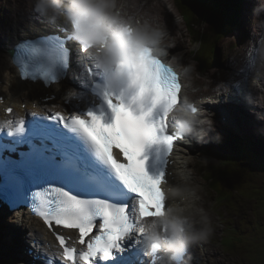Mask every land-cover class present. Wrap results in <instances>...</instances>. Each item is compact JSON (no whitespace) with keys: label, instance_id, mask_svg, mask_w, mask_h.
I'll return each instance as SVG.
<instances>
[{"label":"snow or ice","instance_id":"obj_1","mask_svg":"<svg viewBox=\"0 0 264 264\" xmlns=\"http://www.w3.org/2000/svg\"><path fill=\"white\" fill-rule=\"evenodd\" d=\"M100 75L103 82L95 86L104 107L98 113L31 114V120L0 123V177L26 189L17 207L37 214L58 242L48 253L51 245L32 241L46 253L36 257L46 264L109 260L133 233L140 243L142 219L167 207L162 185L169 182L167 165L179 140L171 115L181 103L177 72L144 49ZM157 253L153 245L146 255L157 260Z\"/></svg>","mask_w":264,"mask_h":264},{"label":"rangeland","instance_id":"obj_2","mask_svg":"<svg viewBox=\"0 0 264 264\" xmlns=\"http://www.w3.org/2000/svg\"><path fill=\"white\" fill-rule=\"evenodd\" d=\"M149 1L160 11L165 8L169 14L165 16L162 12L161 15L164 16L163 23H160L162 25L165 24L168 37L171 34L173 35L172 39L167 41L166 47L169 48L170 46V49L166 48L168 50L166 53L169 60L173 57L177 59L176 67L181 72L187 70L184 78L188 86L191 84L193 86L202 85L204 88L203 93H207L209 92V87L214 89L227 83V81L233 84L241 78V75L246 76L248 73L253 72L250 63L256 60L254 51L257 49V38L264 33V11H259L260 6L264 4V0H246L247 7L244 9H242L243 6H240L239 3L241 11L245 12L246 15L239 24L236 18L235 22L230 25V29L228 28L227 35L218 41L214 52V65L210 68H201V61L197 58L200 57L202 59L207 54V43L215 41L214 35L216 30L223 27L227 20L230 19L231 11H227L226 8V6L230 5L229 0H214L215 2L217 1L215 6L218 8V16L223 22L218 20V23L215 22L210 26L209 23L205 21L201 22L199 19L192 29H190L192 21L188 24V27L185 25V22L181 19L182 14L176 10L177 7L173 3L174 0ZM241 1L244 2L245 0ZM139 3L144 5V0H140ZM235 3L237 6L238 1L235 0ZM251 6H253V10L250 15ZM128 8L130 11L144 14L143 10L135 9L132 6ZM6 9L11 10L7 12ZM254 10L256 11L254 12ZM34 15L38 14L32 10L31 0H0V42L3 43V46L8 41V38H10V43H13L17 37L15 30L21 28L20 25L29 22L30 18ZM148 15L150 14L148 13ZM238 15L239 10L237 11ZM28 24L32 26L31 23ZM10 27H13V30L10 31ZM197 35L198 37L196 38ZM199 47H202V51L199 57H196ZM4 51L3 47L0 48V76H2L0 83L6 84V79H4L5 74L9 76L12 73L10 70H7ZM2 90H4V94L11 91L7 87H4ZM228 92L232 93V90ZM35 95H37L36 91L29 93L30 98ZM64 95L66 94L63 93L58 97L62 102L64 101ZM52 105L54 104H50L46 110L51 109ZM261 108L264 111V108ZM260 121L263 122L262 119ZM230 126H234V123ZM230 126L216 125V127L209 131L211 135L208 134L206 138L208 142H198L196 146L190 147L192 149L184 148L178 154L179 161L185 162L187 159H190L195 163L193 169L195 168L198 172L197 176L201 180L203 192L207 197V208L210 211L211 219L215 221L211 225L212 232L205 241L206 249L208 247V250L204 255L200 253L201 260L198 259L196 264H264V171H254L255 168L251 166L249 156L241 151V146H245L244 144L239 143L237 147L234 145V140L232 139H239V137L236 135L233 137V134H229L232 132ZM241 128L243 127L239 129ZM239 129L235 128V133H241ZM253 132V135H245L250 141L256 143L253 145L250 141L248 142L252 148H249V154L254 152L259 157L264 156V147H257L264 146V134L259 135L255 131ZM228 161L229 165L227 164ZM261 161V164L264 166V158ZM231 164L236 167V170ZM227 165L232 167L235 174L234 177L237 180L239 175H242V178L246 175L244 179L246 181H243L241 187L249 190L248 195L250 196L247 195V192L240 195L238 192H233L231 198L226 200L221 195L216 194L217 192L211 182L212 178L215 180L221 179L220 170L222 171ZM236 179L235 183L238 185ZM220 184L224 190V194H226L229 184L226 186L223 181ZM259 190H261L260 193ZM239 192L242 193L243 190ZM10 219H7L4 223L5 230L20 235L22 229L18 228L15 222H9ZM23 226L25 227L26 225L23 224ZM8 227L10 230H8ZM229 233L232 236L234 234H240L241 236L236 244L226 246L227 243L224 244V238ZM141 251L140 249L137 253ZM121 254H123V251L118 255L121 256ZM262 255L263 258H261ZM207 256L213 259L210 258V262H208ZM6 259L9 258L4 256V260L0 261V264H20L16 261H6ZM127 261L129 262V260Z\"/></svg>","mask_w":264,"mask_h":264},{"label":"clouds","instance_id":"obj_3","mask_svg":"<svg viewBox=\"0 0 264 264\" xmlns=\"http://www.w3.org/2000/svg\"><path fill=\"white\" fill-rule=\"evenodd\" d=\"M128 4L129 0H31L32 10L41 18L50 23L59 20L71 28L74 38L91 50L101 72L130 63L144 49L159 57L167 55L166 27L147 14L130 11ZM259 11H264V4ZM261 54L264 56V47ZM166 64L174 69L177 59L173 57ZM186 71L180 75L184 76ZM204 102H215V98ZM193 106L186 88L181 103L171 113L172 130L179 140L206 142L208 132L213 129V114L196 106L193 111ZM162 188L167 207L160 215L142 219L140 230L149 250L155 245L160 252L177 260L188 248L208 239L211 220L198 205V190L187 175H180L175 183H165Z\"/></svg>","mask_w":264,"mask_h":264},{"label":"bare ground","instance_id":"obj_4","mask_svg":"<svg viewBox=\"0 0 264 264\" xmlns=\"http://www.w3.org/2000/svg\"><path fill=\"white\" fill-rule=\"evenodd\" d=\"M237 1H238V5L235 7V11L230 16V19L232 21L230 22V24L228 26H227L228 22H226L224 24V27H226V28L230 29V25L235 22L236 18L238 19V24H239V22L243 21L242 19H244L245 15H246L245 12L241 11V9L239 7V3H240V6H243L242 9H244L247 7V1L246 0L244 2L241 0H237ZM139 2H140V0H129L128 7L132 6L135 9L143 10L144 14H147V15L149 13L150 15H148V16L156 23L160 24L163 21L164 16L161 15L162 12L165 14V16L169 15L165 8H163L160 11L158 8L153 6V4L149 0H144V5L142 3H139ZM173 3H175V1H173ZM10 10L11 9H9V10L6 9L7 12H9ZM238 10H239V15L237 16ZM252 10H253V6H251V10L249 12L250 15L252 14ZM29 11H30V9H29ZM152 14H156V15H152ZM166 18H170V17H166ZM215 19H216V17H215ZM246 20H248V18H246ZM54 25L57 26V24H54ZM25 31L27 32L28 35H30L28 33V30H25ZM32 35H36V30L32 31ZM172 37H173V35L171 34L169 37H167V41L171 40ZM257 40H258L257 46H256L257 49L254 51V55L256 54V60L253 61L252 63H250V65L252 66L253 72H250L246 75L247 77L251 78V82L255 83L254 85H256V87H252L248 83V86L246 87L248 90V93L244 91V89H243L244 85L242 87H238L237 86L238 83L243 84L245 82V79H244L245 75H241V78L238 81H235L233 83L234 89L232 90V94L234 95L235 99H234V97H231V98L233 99V102L236 103V106H234L233 104L230 103L231 106L227 108L223 103H220V110L217 112V114L215 116H213L215 118L216 122L212 118L213 122L215 123V124L213 123V128L216 127V125L217 126L221 125L220 123H217V121H219L222 116L224 117L222 120V125H229L230 126L231 124L234 123L235 128L239 129L240 127H243L241 129H239V131L241 133H235V130L232 129V132H230L229 134H231V135L233 134V137H234V135L239 137V139H237V138L232 139V140H234V145L236 147H237V144H239V143H242L245 145V146H241V151L249 156V160L252 164L251 166H253L255 168V170H254L255 172L257 170L264 171V166H263V164H261L262 163L261 160L264 158V156L259 157L254 152L249 154V152H250L249 148L250 149H252V148L248 144V142L250 141L249 138L247 136L245 137V135H253L254 134L253 131H255V133H257L259 135L264 134V118H259L260 116H264V111L261 108V107L264 108V76H263L264 65H262V64H264V62H263L264 56H262V54H261L262 47H264V33L261 34L257 38ZM14 43H15V41H13V43H10L11 47L13 46ZM253 44H254V42H253ZM255 44H256V42H255ZM215 50H216V48H215ZM262 58H263V60H262ZM9 66L10 65H7V67H9ZM10 68H12V67L10 66ZM10 68H7V70H10ZM0 78H2V76H0ZM182 78H184V76H182ZM4 79H6V84H7V85L5 84L6 85L5 87H7L9 90H11L14 93V95L12 94L11 96L7 97V103H5L3 106H0V123H3L6 120H13L14 119L12 115L10 117H4L2 114V108L10 106V105H12L15 108V110L17 111V116H15V118H18V119L20 118V117H18L20 114V110H21L20 105H19L21 103L19 101L20 95L33 87V85H31L29 83H20L18 81V77L14 76L13 74H9V76H6V74H5ZM184 81H185V78L183 79V83H184ZM0 84H3V83H0ZM3 88H4V86H0V92ZM202 94H204L203 96H206L205 95L206 92H204V93L202 92ZM208 94H209V98L213 99V97L210 95V93H208ZM0 95L5 96L6 94H4L2 92V94H0ZM194 96H199V94L196 93L195 95H193V93H192L190 95L191 98H194ZM226 101H228V99ZM32 103H33V101L31 99H29L28 100V106L31 105ZM53 104L54 105L56 104L57 107H66V106L60 105L61 101L54 102ZM237 106H241L242 109L240 107H237ZM201 107L205 109L204 105H201ZM258 114H259V116H258ZM261 119L263 122L260 121ZM242 132H244V133H242ZM248 132H250V133H248ZM240 135H241V137H240ZM244 141H245V143H244ZM250 142L253 145L256 144L255 142H252V141H250ZM257 147L260 148V147H264V146H257ZM188 148H190V147H188ZM178 159H180V158H178ZM228 163H229V161L227 162V164ZM176 165H177V167L173 169L174 171H173L170 182L175 183L180 175H187L190 179L191 185L196 187L198 190L197 194L200 196V200L198 201L199 202L198 205L200 207H202L207 212V214L209 215L210 220L212 221L211 225L214 224L215 221L211 219L210 211L207 208V204H206L207 197H206L205 193L203 192V186L201 184V180L197 176L198 172L195 168L193 169V166L195 165V163L193 162V160L187 159L185 162L175 163V166ZM231 165H233V164H231ZM235 170H236V167H235ZM220 172H221V175L225 172L227 173V175L229 174V170H228L227 166H225V168H223L222 171L220 170ZM228 176L231 177L230 174ZM234 176L232 178L235 180L236 178ZM230 177H228L229 180L231 179ZM245 178H246V175L244 178H242V175H239L238 180L236 179L238 181V187L239 188H241L243 181H246V180H244ZM233 179H232V182H234V184L237 185ZM202 183H203V181H202ZM213 186L217 187V184L214 183ZM242 188H243L242 189L243 192H245V190H246V189H244L245 187H242ZM260 191L261 190H259V193H260ZM216 192H217L216 194L219 196L221 195V197L223 199H224V195L226 196V194H223L221 192L219 187H218V190H216ZM242 193L238 192L239 195ZM247 195H248V193H247ZM248 196H250V195H248ZM226 197H225V199H226ZM229 198H231V195L228 197V199ZM2 212L3 211L0 210V213H2ZM29 212H32V211H29ZM28 214H29V216H31L34 213H28ZM22 220L24 221V220H26V218L23 217ZM9 221L15 222L18 227H24L18 218L13 217ZM28 221H30V220H28ZM30 222H31V225H30L31 227L29 229H27L28 235H26L27 232H24L21 230V235L24 237V240H20L21 239V236H20L18 239L16 238L14 240V242L11 246V250L13 252L17 253L18 255H21L22 260L26 259V264L32 263L31 262V260H32L31 255L27 254V248L33 247V244L28 243V242L32 241V239H36L38 244L39 243L41 244L43 242V244L47 243L48 245H51V247L48 249V253H52L53 247L55 246V243L51 239L50 236L46 238V241H44V236H45L44 232L45 231L43 229L42 224L38 220L32 219ZM8 230H10V229H8ZM240 236H241L240 234H236V235L234 234V236H232L229 233V235L227 237H228L229 242L231 240H235L231 244H236L238 242ZM133 237H134V239H133ZM7 239H8V236H6L3 233H0V242H2L3 240L6 241ZM128 239H129V241L131 239L133 241H131L129 248L125 249V252L128 250L129 253H128V255L123 254V259L121 260V264H124L125 261L131 259L132 256H134L135 250L139 249L138 243L134 242L137 239V237L134 236V233L130 236V238H127L125 240V242ZM138 239L140 240V242L143 241V237H139ZM224 239H226V237ZM204 247L206 248V244H205V246H203V248ZM199 248H200V246H199ZM193 251H194L193 255L188 259L190 261L189 264H196L198 259L201 260V255L198 253L199 250H193ZM34 252L36 254H46L43 249H41V252L37 251V249H35ZM210 258L211 257H208V260H209L208 262H210ZM261 258H263V255L261 256ZM211 259H213V258H211ZM35 264H43V263L41 261H36ZM125 264H127V263L125 262Z\"/></svg>","mask_w":264,"mask_h":264},{"label":"trees","instance_id":"obj_5","mask_svg":"<svg viewBox=\"0 0 264 264\" xmlns=\"http://www.w3.org/2000/svg\"><path fill=\"white\" fill-rule=\"evenodd\" d=\"M174 1H175V5L177 9L182 14V19L185 22V25L188 27V24H190V22L192 21V25L190 29H192L196 25V21L198 22L199 19L201 22L205 21L206 23H209L210 26H212L215 22L216 23L219 22L218 21L219 19L217 17L215 19L216 14L214 13L216 11H215V8L212 7V6H215V4H217V1L216 2L214 0H174ZM228 2L230 3V5L226 6V8L229 12L231 11V14H232L235 11L236 3H235V0H229ZM220 4L223 5L222 2H220ZM229 20H227L228 22L227 26L232 21L231 19ZM227 31H228V28L224 26L216 30L215 35H214L215 41L207 43V54L203 56L202 59H200L199 57L200 52L202 51L201 50L202 47H199L196 57H199L197 59L201 61V65H200L201 68H210L211 66L214 65L213 56L215 54L214 52H215V48L217 46L218 40L223 39L227 35ZM198 35L202 36L200 34ZM198 35L196 36V38L198 37ZM227 168L229 170V174L231 175V177L228 176L229 174L227 175V173L225 172L222 175H220L222 177L221 179L215 180L212 178V181H211L213 185L214 183L217 184V187H214V189L218 190V187H219L221 192H223V194H224V190L220 186V183L223 181L225 182L226 186L229 184L227 186L228 190L226 191L227 197L224 195V198L226 197V200L228 199L230 195H232L233 192L234 193L239 192L243 189L242 187L239 188L238 185H235L234 182H232V179H233L232 177L235 175L233 173L232 167H229L227 165ZM228 177H230L231 179L229 180ZM245 192L249 193V190H245ZM242 194H244V192ZM223 201L225 202V200ZM234 241L235 240H231L229 242L228 237H226V239H224V244L227 243L226 246H231V243Z\"/></svg>","mask_w":264,"mask_h":264},{"label":"water","instance_id":"obj_6","mask_svg":"<svg viewBox=\"0 0 264 264\" xmlns=\"http://www.w3.org/2000/svg\"><path fill=\"white\" fill-rule=\"evenodd\" d=\"M212 7H214L215 8V13L214 14H216L215 15V17H217L218 19H219V21H221V22H223L221 19H220V17L218 16V8H217V6H212ZM228 11V10H227ZM219 41V40H218ZM1 231H2V226H1V224H0V233H1ZM131 251V250H130Z\"/></svg>","mask_w":264,"mask_h":264}]
</instances>
